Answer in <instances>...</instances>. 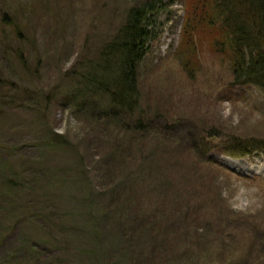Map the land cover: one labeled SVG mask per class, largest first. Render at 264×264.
<instances>
[{
  "label": "rangeland",
  "instance_id": "rangeland-1",
  "mask_svg": "<svg viewBox=\"0 0 264 264\" xmlns=\"http://www.w3.org/2000/svg\"><path fill=\"white\" fill-rule=\"evenodd\" d=\"M41 1L46 2L0 0V145L20 148L58 135L65 145L44 151L49 172L59 173L58 186L68 181L67 171L74 176L69 182H81L85 166V174L90 169L91 173L84 180L98 188L105 182L92 171L96 170L92 164L105 149L96 152L99 140L92 138L100 126L85 120L77 107L64 100L65 92L56 90L72 88L74 72L93 61L123 25L127 12L153 0H54L55 5L47 7ZM189 5L190 0H164L156 7L152 39L138 65L140 113L149 123L162 118L177 126L179 132L156 135L151 144L169 145L156 155L157 161L180 204L184 224H192L198 233V238L194 233L189 238L200 241L203 264L224 257L225 264H239L248 249L249 264H264V93L233 84L231 58L216 51L212 31L194 23L184 32ZM5 10H17V18L29 19L22 21L26 28L22 36H8L11 43L3 40L9 34L1 18ZM17 51L25 66L16 60ZM45 95L52 101L43 114L37 103ZM199 141L209 147L202 149ZM122 142L128 151L130 144ZM249 142L262 143L263 153L226 154L229 149H244ZM34 152L28 150V157ZM146 178L152 182L150 175ZM171 200L167 197L168 211ZM77 249L71 243L57 260L77 264ZM126 251L120 250L121 257Z\"/></svg>",
  "mask_w": 264,
  "mask_h": 264
},
{
  "label": "trees",
  "instance_id": "trees-1",
  "mask_svg": "<svg viewBox=\"0 0 264 264\" xmlns=\"http://www.w3.org/2000/svg\"><path fill=\"white\" fill-rule=\"evenodd\" d=\"M163 1L130 9L123 25L93 55V61L74 72V86L56 90L57 94L65 92L64 100L77 107L85 120L100 126L92 139L99 140L96 152L105 151L97 154V163L92 164L96 170L92 171L105 182L102 186L96 188L84 180L91 173L87 168L90 172L85 174V166L81 182H69L74 176L67 171L68 181L58 186L59 173L49 172L44 152L65 145L58 135L20 148L0 145V264H63L57 258L71 243L78 248L77 264H203L200 241L189 238L193 233L198 238V233L192 224H184L180 204L171 195L157 161L156 155L161 156L163 147L169 145L151 144L156 135L169 137L179 132L177 126L162 118L149 123L140 113L138 65L152 39L156 7ZM50 3L55 5L54 0L40 4L47 7ZM189 10L184 32L194 23L212 31L216 51L231 58L233 84L264 93V0H190ZM17 17V10L2 12L3 27L9 30L3 35L4 42L11 43L25 33L22 21L29 19ZM21 56L17 51L16 60L25 66ZM43 99L37 104L45 114L52 100L49 95ZM122 140L130 144L128 151ZM201 145L202 149L209 147L206 141H199ZM114 146H118L116 150ZM261 147L260 142H249L244 149H229L226 154H260ZM28 150L37 153L28 157ZM167 197L172 199L170 211ZM123 248L127 249L125 260L120 252ZM52 251L57 254L48 255ZM244 252L246 258L239 264L250 262L252 251ZM218 259L213 263L225 264L227 258Z\"/></svg>",
  "mask_w": 264,
  "mask_h": 264
}]
</instances>
